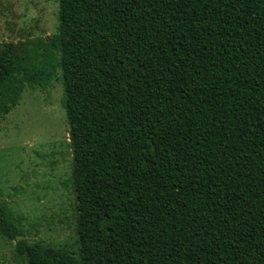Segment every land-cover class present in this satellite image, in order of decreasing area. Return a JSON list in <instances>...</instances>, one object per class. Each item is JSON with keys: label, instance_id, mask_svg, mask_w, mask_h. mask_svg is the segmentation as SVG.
<instances>
[{"label": "trees", "instance_id": "trees-1", "mask_svg": "<svg viewBox=\"0 0 264 264\" xmlns=\"http://www.w3.org/2000/svg\"><path fill=\"white\" fill-rule=\"evenodd\" d=\"M57 32L0 44V119L63 87L74 247L16 264H264V0H56Z\"/></svg>", "mask_w": 264, "mask_h": 264}, {"label": "rangeland", "instance_id": "rangeland-1", "mask_svg": "<svg viewBox=\"0 0 264 264\" xmlns=\"http://www.w3.org/2000/svg\"><path fill=\"white\" fill-rule=\"evenodd\" d=\"M57 12L56 0H0V44L55 34ZM62 100L61 82L26 89L0 119V202L25 217L36 232L31 241L75 248L73 158ZM14 246L0 236V264H16Z\"/></svg>", "mask_w": 264, "mask_h": 264}]
</instances>
